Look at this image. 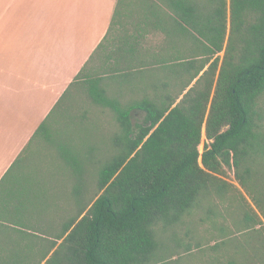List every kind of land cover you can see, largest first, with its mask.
I'll return each instance as SVG.
<instances>
[{
  "label": "trees",
  "instance_id": "obj_1",
  "mask_svg": "<svg viewBox=\"0 0 264 264\" xmlns=\"http://www.w3.org/2000/svg\"><path fill=\"white\" fill-rule=\"evenodd\" d=\"M0 264H264V0H117L0 181Z\"/></svg>",
  "mask_w": 264,
  "mask_h": 264
},
{
  "label": "crops",
  "instance_id": "obj_2",
  "mask_svg": "<svg viewBox=\"0 0 264 264\" xmlns=\"http://www.w3.org/2000/svg\"><path fill=\"white\" fill-rule=\"evenodd\" d=\"M116 4L0 0V181L107 34ZM19 176L16 167L5 183L42 181Z\"/></svg>",
  "mask_w": 264,
  "mask_h": 264
},
{
  "label": "rangeland",
  "instance_id": "obj_3",
  "mask_svg": "<svg viewBox=\"0 0 264 264\" xmlns=\"http://www.w3.org/2000/svg\"><path fill=\"white\" fill-rule=\"evenodd\" d=\"M227 2H229V0H227ZM229 32V24H228V30H227V35ZM226 45V43H225ZM223 54L224 52H221L218 57L220 58V64H221V60L223 58ZM79 107H83L85 109H87V105L85 103H83V101L80 102ZM98 116H100L99 120L101 121L102 125H101V132H106V130H108V122H110V118L108 116L107 113L105 112H97ZM141 120V118H139V121ZM209 145V141L205 138L204 135V129H202V133H201V140H200V145L198 147V151L200 154L203 153L204 149ZM199 165L201 166L200 160H199ZM220 178L222 180H224L227 183H230L232 185H235L236 187H238L240 189V187L238 186L236 180H235V176H234V171L232 169H227L225 168V174L223 176H220Z\"/></svg>",
  "mask_w": 264,
  "mask_h": 264
}]
</instances>
